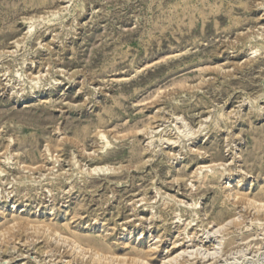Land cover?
I'll use <instances>...</instances> for the list:
<instances>
[{
	"label": "rangeland",
	"instance_id": "obj_1",
	"mask_svg": "<svg viewBox=\"0 0 264 264\" xmlns=\"http://www.w3.org/2000/svg\"><path fill=\"white\" fill-rule=\"evenodd\" d=\"M249 198L264 0H0V264H264Z\"/></svg>",
	"mask_w": 264,
	"mask_h": 264
},
{
	"label": "bare ground",
	"instance_id": "obj_2",
	"mask_svg": "<svg viewBox=\"0 0 264 264\" xmlns=\"http://www.w3.org/2000/svg\"><path fill=\"white\" fill-rule=\"evenodd\" d=\"M37 87V86H36ZM35 88H32V90H34ZM31 91V90H30ZM35 93V92H34ZM33 93V94H34ZM102 133V132H101ZM102 137H104V134L102 133ZM107 139V138H106ZM105 139V140H106ZM79 144V143H78ZM108 146H110L109 145V143H106ZM104 146H106V145H104ZM191 148H193V147H191ZM32 156V155H31ZM26 165V164H25ZM30 166V165H29ZM32 166V165H31ZM105 168H102V169H100V168H95L94 169V171H99V170H104ZM211 172V171H210ZM3 174V173H2ZM210 174V173H209ZM213 176V175H212ZM208 179V178H207ZM212 180V179H211ZM209 181V180H208ZM243 185V181H241L240 182V184H239V186L241 187ZM239 187V188H240ZM232 193V192H231ZM234 193V192H233ZM232 193V196H234V198L236 199H239V200H243V196H241V194L240 193H238L237 191H236V193H234L233 194ZM247 199V198H246ZM254 199V198H253ZM249 200L251 201L252 199L251 198H249ZM253 204H252V201L249 203L250 205L252 204V205H255V203H257L258 204V209H259V211L260 212H263V214H264V200H253ZM14 203V202H13ZM248 203V202H247ZM61 205H63V207H66L67 206V204H66V202L64 201ZM248 206V205H247ZM12 208H15V207H17L18 208V206H15V205H12L11 206ZM11 208V209H12ZM23 211V210H22ZM55 213V212H54ZM54 215V214H53ZM239 219V218H238ZM22 222V221H21ZM24 223V222H23ZM23 223H21V224H23ZM31 223V222H30ZM17 223H15V225H16ZM35 224V223H34ZM28 225V224H27ZM32 224H30V226H31ZM45 225V224H44ZM44 225H42V226H44ZM33 227V226H32ZM31 227V228H32ZM35 227H37L36 226V224H35ZM45 227H46V229H48L47 231H49L50 229V232L52 231L53 232V234H57L58 233V231L55 229V228H51V227H49L48 226V228H47V226L45 225ZM223 228V227H222ZM45 229V230H46ZM219 229H220V226H219ZM224 229V228H223ZM217 230H218V228H217ZM212 231V230H211ZM215 232V231H214ZM47 233H49V232H46V234ZM212 233V232H211ZM217 234H219V231H218V233ZM50 236H51V234H50ZM53 236V235H52ZM54 237H55V235H54ZM53 238V237H52ZM58 238H60V237H58ZM58 238H56L57 240H58ZM67 238V241L68 242H70V244H71V246H72V250H73V253H75V254H80V256H82L84 259L85 258H87L88 256H86L87 255V251L89 252L90 251V249L89 250H86V247L78 240V239H74L73 241H72V243H71V241H69V240H71V239H69L68 240V237H66ZM66 238H65V240H66ZM64 240V237H63V240L62 241H65ZM59 241V240H58ZM223 241V240H222ZM60 242H61V240H60ZM67 242V243H68ZM65 243V242H64ZM97 243V242H96ZM94 244H95V242H94ZM64 245V244H63ZM68 245V244H67ZM97 247V246H96ZM157 248V247H156ZM155 248V249H156ZM217 249H218V246H215L214 245V247H213V251H215V252H210V254L212 255V256H214V254L217 252ZM209 252V251H208ZM89 253H91V252H89ZM187 252H186V250H183V251H181V252H179V253H177L175 256H172V255H170L169 254V252L167 253V255H165V256H163L162 258V260H160L161 262L159 263V264H171V263H173L174 261H176V260H179L180 259V257L182 256V255H184V254H186ZM189 253V252H188ZM89 255V254H88ZM137 255H139V254H137ZM136 255V256H137ZM141 255V254H140ZM200 255V254H199ZM199 255L197 256V258H199ZM211 255H209V256H211ZM216 255V254H215ZM119 257H121V256H119ZM208 256H202L201 257V259L202 260H206V258H207ZM90 258H91V261H92V263L93 262H95V263H98V264H101V263H105V264H124L122 261H121V258L119 259L117 256H107V254H105L104 253V251L103 250H101V249H97V250H95L93 253H91V256H90ZM127 259V258H126ZM213 259V258H212ZM119 260V261H118ZM131 260V259H130ZM135 261H133V263L134 264H149V263H147L146 262V260L145 259H143V258H141V257H135V259H134ZM209 260H211V259H209ZM125 261V260H124ZM187 261V260H186ZM132 263V262H131ZM130 263V264H131ZM189 263V262H188ZM211 263H213L212 261H211ZM126 264V263H125ZM178 264V263H177ZM204 264V263H203Z\"/></svg>",
	"mask_w": 264,
	"mask_h": 264
}]
</instances>
